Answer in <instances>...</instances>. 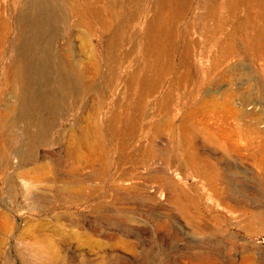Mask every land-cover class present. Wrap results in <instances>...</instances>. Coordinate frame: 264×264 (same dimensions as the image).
I'll return each instance as SVG.
<instances>
[{
  "label": "rangeland",
  "instance_id": "374dc122",
  "mask_svg": "<svg viewBox=\"0 0 264 264\" xmlns=\"http://www.w3.org/2000/svg\"><path fill=\"white\" fill-rule=\"evenodd\" d=\"M48 1V8L55 11L60 19L59 23L54 21L52 24L58 33H50L51 39L47 43L40 36L38 42H35L36 47L26 41L23 44L25 52L32 49L30 55L26 53L27 58L42 61L44 53L56 57L58 52H70L76 60L88 63L92 71L94 64H99L101 74H89L90 81L94 83V89L89 93L80 90L76 97L70 96L61 102L59 109L63 117L50 132L43 133L34 129L35 132H30L32 135L27 137L22 124L20 132L24 134L23 142L26 145L22 142L20 144L23 145L28 161L33 157L25 168L5 169V164L0 161V264H41L33 255L32 250L37 249L33 244L44 250L55 248L68 264H264V233L249 234L248 223L245 218L239 217V212L216 207L215 214L219 215L220 222L213 223L210 220L207 225H210L212 232L204 233L198 229L197 224L203 223L202 218L211 219L210 214L201 206L188 215L183 214L156 179L146 181L147 188L142 186V181L119 183V191L122 193L120 200H115L113 196L103 197L109 185L92 179L85 180L95 175V170L99 174H106V179L117 170L112 162L120 155L117 146L124 141V137L112 140L108 136L107 126L113 116L119 117L115 125L122 128L126 123L124 119L137 111L140 114H152L169 89L167 80L164 88L139 104V90H131L125 84V80L136 72L137 66L145 61L143 53L138 50L137 39L129 36L131 33L146 32L156 8L152 0H104L102 5L112 24L110 30L103 34L100 24L93 18L89 29L72 26L73 19L67 0ZM8 2L10 0H0V6ZM261 4L264 8V0ZM197 5V2L193 4L195 13L192 11L188 14L187 23L196 22L195 16L205 12L197 8ZM132 14L137 16L136 24L139 25L134 27L130 24L128 28L126 21L122 22L119 16L124 15L127 20ZM244 15L243 10L237 11L234 17L236 26ZM263 18L259 17L260 26H264ZM206 26L213 28V21L207 22ZM198 27L196 24L192 28V36L194 41L202 43L204 37H196ZM115 33L124 37L126 35L125 45L115 49L109 59L108 40ZM238 35L236 45L239 55L228 63L232 68H220L212 82L208 80L210 75L205 73V68L204 87L197 101L221 102L225 96H229L232 101L235 98H247L251 106L257 105V109L249 111L244 121L238 122L234 118L229 120V126L238 128L235 142L242 157L248 158L243 168L249 169V173H236L231 177L259 192L254 205L264 213V169L254 159L259 155V146L264 138L244 130L246 124L257 125L264 131V60L245 52V37L249 36L248 33ZM4 41L6 43L2 48L9 50V35ZM66 43L70 45L68 50ZM197 48L205 52L204 55L215 51L207 43ZM163 62L166 60L163 59ZM115 65H118L116 85L119 89L113 92L109 90L107 81L112 68L116 70ZM1 67L2 64L0 71ZM3 88L0 76V99L4 97L3 103L6 104L8 94L7 89L2 93ZM174 99V108L182 111L180 113H185L194 105L183 89L174 91ZM101 103L102 109L99 111ZM253 113L256 115L252 116ZM94 117H98L104 130L99 142L105 146V158L111 162L107 172L104 166L108 162L102 155L94 158L91 156V162L86 160L80 167L73 169L70 167L72 160L65 151L74 137L89 127ZM160 120L159 117L154 119L155 122ZM178 124L166 129L157 143L174 141L176 144L180 141ZM39 131L43 134L40 135ZM198 141L206 150H216L205 145L202 139ZM149 142L148 138L143 139L137 148L149 147ZM1 150L10 159L8 146L0 144ZM80 154L89 156L84 146H81ZM237 155H233V162L238 163L242 158ZM1 158L4 159L3 156ZM180 164L183 170L171 172L177 188L192 196L199 195L203 188L201 181L190 175L182 161ZM142 172V176H145V171ZM26 173L27 178H22V174ZM73 176L80 179L75 182ZM8 177L13 178L16 187L8 181ZM21 180L30 184V194L21 188ZM93 190L98 191V194L89 199ZM254 225L259 226L257 223Z\"/></svg>",
  "mask_w": 264,
  "mask_h": 264
},
{
  "label": "bare ground",
  "instance_id": "6f19581e",
  "mask_svg": "<svg viewBox=\"0 0 264 264\" xmlns=\"http://www.w3.org/2000/svg\"><path fill=\"white\" fill-rule=\"evenodd\" d=\"M103 1L67 0L73 19L72 26L89 29L93 18L100 24L103 34L110 30L112 23L110 24V20L107 19ZM48 2L10 0L7 5L0 6V65L2 64L0 76L4 86L2 93L7 89L8 94L6 104L3 103L4 97L0 99V144L8 146L10 153L8 159L3 151H0V157H4L0 161L5 164V169L25 168L28 165L26 163L33 160L31 156L28 161L23 145L20 144L24 143V134L20 132L22 124L27 137L32 135L30 132L34 129L43 133L50 132L63 117L59 109L61 102L70 96L76 97L80 90L89 93L94 89L89 74L97 76L101 74L99 64H94L92 71L88 63L76 60L70 52H58L56 57L44 53L42 61L27 58L26 53L30 55L32 49L25 52L23 44L25 45L26 41L36 47L35 42H38L40 36H43L44 42L47 43L51 39L50 33H58L52 24L54 21L59 23L60 19L55 11L48 8ZM195 2L198 4L196 7L204 9L205 12L195 16L196 22L187 23L188 14L192 11L195 13L193 6ZM152 3L156 9L146 32L131 33L129 36L137 39L138 50L143 53L145 61L137 66L136 72L125 80V84L131 90H139V104L164 88L167 80L169 89L164 98L157 103L158 109L152 114H140V111H137L124 119L126 123L122 128L116 127L115 123L119 117L113 116L107 126L108 136L112 140L124 137V141L117 146L120 155L112 162L117 170L107 179L106 174H99L95 170V175L86 177L85 180L92 179L109 185L102 196L105 198L113 196L115 200H120L122 193L119 191V183L142 181V186L147 188L146 181L156 179L183 214L188 215L199 206L210 214L211 219L202 218L203 223L197 224L202 232H212L210 225H207L210 220L213 223L220 222L219 215L215 213L216 207L222 206L228 211L239 212V217L245 218L249 234L264 233V213L254 205V199L259 192L231 177L236 173H249V169L243 168L248 158L242 157L241 150L235 142V137L239 134L238 128L229 126V120L234 118L238 122L244 121L249 111L257 109V105L251 106L247 98H235L232 101L229 96H225L221 102L197 101L204 87V69L206 68L205 73L210 75L208 80L212 82L216 79L214 74L216 75L220 68L229 66L228 63L239 55L236 45L238 34L248 33L249 36L245 37L247 41L245 52L264 60V26H260L258 22L259 17H264L262 0H152ZM240 9L245 15L236 26L234 17ZM130 16L131 18L127 20L124 19V15H120L119 18L122 22L126 21L128 28L131 25L134 27L139 25L136 24L137 16L135 14ZM210 21H213V28L206 26ZM196 24L199 25L196 37H204L202 43L194 41L192 36V28ZM8 35L11 41L9 50H5L2 45L6 43L4 40ZM29 35L32 36L29 38ZM125 37L117 33L110 36L107 51L109 59L115 49L125 45ZM203 43L209 44L215 51L210 55H204L205 52L202 53L197 48ZM69 46L66 43L67 50ZM163 59L166 62H163ZM117 66L116 70L112 68L107 81L109 90L113 92L119 89L116 85ZM176 89L185 90L190 102L192 99L194 104L185 113H180L182 111L174 108ZM101 109L102 103L99 105V111ZM254 115L256 114L253 113L252 116ZM158 117L161 120L155 122L154 119ZM177 122L180 141L176 144L174 141L167 144L157 143V139L161 138L164 131ZM244 127L245 131H252L264 138V131L257 125L245 124ZM103 134L104 130L98 117H94L89 127L79 136H75L65 148L67 157L72 160V165L69 166L74 169L80 167L86 160L91 162V156L94 158L102 155L108 162L104 166L107 172L111 162L105 158V146L99 142ZM147 138L150 141L149 147L137 148V144ZM200 139L205 145L216 150L208 151L203 148L199 144ZM81 146L87 149L89 156L80 154ZM237 154L242 157L240 161L236 160L238 163L232 161L235 160L232 158L233 155ZM254 159L257 165L264 169V142L260 144L259 155ZM180 161L190 171L191 176L201 181L203 188L199 195H189L177 188L174 183L171 172L184 169ZM142 171H145V176H142ZM27 175L28 173L22 174L21 177L26 179ZM7 179L16 187L13 178ZM79 179L78 176H73L72 180L77 182ZM21 184L24 192L30 194L28 181H22ZM97 194L98 191L93 190L89 199ZM255 223L259 226L255 227ZM33 247L37 248L35 251L32 250L33 255L41 264H68L55 248L44 250L34 244Z\"/></svg>",
  "mask_w": 264,
  "mask_h": 264
}]
</instances>
